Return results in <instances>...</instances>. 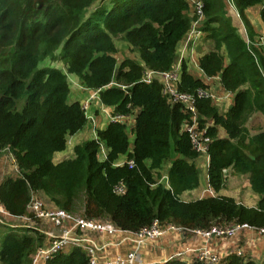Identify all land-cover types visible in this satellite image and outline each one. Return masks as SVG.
I'll return each mask as SVG.
<instances>
[{
	"label": "trees",
	"instance_id": "16d2710c",
	"mask_svg": "<svg viewBox=\"0 0 264 264\" xmlns=\"http://www.w3.org/2000/svg\"><path fill=\"white\" fill-rule=\"evenodd\" d=\"M201 1V31L215 47L199 59V68L209 77L221 75L222 87L234 95L233 104L221 112L211 97L199 96L206 86L185 62L177 88L195 96L196 127L209 139L204 155L210 158L211 188L218 192L224 187L228 169L247 174L252 189L261 194L256 208L225 195L195 201L180 195L200 184L195 160L201 152L184 128L193 124L192 112L172 101L158 76L151 81L144 76L172 70L177 46L197 17L189 0H0V155L8 154L18 171V177L1 179L0 201L11 217L30 214L29 204L43 195L52 210L135 234L156 221L188 230L264 226V127L252 121L264 119V49L246 15L251 6L263 5L264 21V0ZM231 3L248 41L228 13ZM116 37L142 62L126 58L119 63ZM47 59L50 64L42 65ZM56 62L66 70L54 66ZM69 75L97 89L101 102L114 108L113 117L138 109L131 151L127 125L116 120L98 129L95 139L78 143L71 157L55 162L54 155L67 150L69 136L88 122L81 102L69 100ZM103 144L109 149L105 159L99 156ZM121 154L127 162L115 166ZM175 155L167 187L158 169ZM120 186L123 190L117 191ZM33 221L36 228L5 226L1 264H31V254L46 241L39 231L42 218ZM44 264L93 263L83 246L65 245ZM156 264L257 263L231 254L216 263L173 258Z\"/></svg>",
	"mask_w": 264,
	"mask_h": 264
},
{
	"label": "crops",
	"instance_id": "0c3cea01",
	"mask_svg": "<svg viewBox=\"0 0 264 264\" xmlns=\"http://www.w3.org/2000/svg\"><path fill=\"white\" fill-rule=\"evenodd\" d=\"M228 5V13L230 16L233 17V22L235 26L239 27L238 31H241V33H239L248 41L246 28L244 26V22L238 14L237 8L232 3ZM262 7L263 5L251 6V8L247 9L246 15H248V18L254 27L256 35L255 38L258 43V46H261L264 49V21L262 19V16L260 15V10L262 9ZM196 24V22L193 23L192 29L186 33L183 40H181L182 42L180 41L177 46V58L174 67L180 65V75L182 72L183 62L189 65L188 68V65L186 64L188 70H190L192 68L195 58L198 59L199 57H202L203 55L212 51L215 47L214 41H211L207 39L206 36H204L203 32L201 31V24L199 27H197ZM192 30L194 31V33H192ZM260 37L262 39L261 41H259ZM206 40L209 46L207 45V47L199 49V46L203 45ZM224 56H226V63H229L227 55L225 54ZM197 72L198 76H200V78L204 79L205 81L216 79L215 86L212 89L213 94L215 95L213 101L215 105L219 108L222 106L227 107V110L223 111L227 112L233 104L234 95L230 92L225 91L222 87L220 80L221 75L218 74L213 75V77H209L205 75L200 68H198ZM158 77L160 78V80H162L160 76ZM74 84L79 85L81 88L75 86L74 89H71V92L69 94L70 102L79 101L82 105L86 103L88 105V109H86V115L88 118L87 123H89V125L86 124L83 129L77 132V134L73 135V137H70L74 139L75 142L76 140H80L77 142L80 143L88 139H95L98 129H104L112 121H115V118L113 117L114 108L111 106H106L101 102L97 89L92 90L90 88L85 87L84 85L82 87L77 81H75ZM224 94H226L228 97H225ZM137 113L138 109H135L132 114L121 116V121L126 123L127 131L129 132L131 144L130 151L133 149V144L136 139L133 133V129L135 126ZM90 122H92V124ZM254 125L251 124L250 127H253ZM261 126L264 127V119L261 122ZM220 131H222V129ZM221 136L226 137V135ZM77 143H75L72 147L74 148ZM108 151V147L103 144L99 156L102 159H105V156ZM65 153L66 151L57 152L54 155L55 162L58 163L64 160ZM72 155L73 152L71 153V156ZM175 157L176 155L173 156L171 159L165 161L163 165L158 169V171L162 175V177L160 178V182L165 184L167 187H170L168 172ZM127 158L128 157L126 154H121L117 159L115 166L126 163ZM147 162L150 163V160H147ZM195 163L199 169L200 184L195 189L185 190L180 194L181 198L184 201H195L204 197H216V195H225L237 199L238 202L244 204L245 206L256 208L261 198V194L255 192L252 189L249 181V176L247 174H239L237 172H234L232 169H228L226 172L227 177L225 180L224 187L218 192H215L211 188L209 182V155L200 154V156L196 158ZM2 171H5V167ZM16 172L17 168L15 173ZM1 179L2 176L0 180ZM8 219L17 223L11 224L8 222ZM20 219L16 217H11L10 215H7V217L4 218H0V237L5 234V226H27L29 228H36L32 226L34 225V221L19 224L18 221ZM39 231L44 233V237L46 239L44 245H47L49 242H51V238H56V235H52L50 232H46L41 228ZM74 231L75 234H73ZM73 232L72 237L75 239V243L68 244V246L75 244L79 246L81 245L89 253L90 249L92 248L93 254H91V256H93L99 264H106L110 260H114L119 256L127 257L130 253H133L135 251L139 255V260L136 264H156L159 262L163 263L173 258H181L182 260L188 263H193L196 259H198V252H200L201 250H208L209 253L217 256V262L218 260H223L231 254H243L254 260L257 264L261 263L264 260V235L254 231L250 227L244 228L242 231L238 232L237 235L231 238H203L199 234L196 235L184 230L169 231L162 237L145 239L144 241H142V243L139 244H137L138 236L135 233L130 232L128 230H122L120 228L117 231H106L100 229L99 231H97L91 228L79 227L73 230ZM39 247L40 246H38L37 248L40 249ZM37 248L36 252L38 250ZM34 254L32 253L30 258H32ZM32 263L33 258L31 264Z\"/></svg>",
	"mask_w": 264,
	"mask_h": 264
},
{
	"label": "built area",
	"instance_id": "2783aa9c",
	"mask_svg": "<svg viewBox=\"0 0 264 264\" xmlns=\"http://www.w3.org/2000/svg\"><path fill=\"white\" fill-rule=\"evenodd\" d=\"M190 3L192 2L194 4V10L202 16V6L203 3L201 0H189ZM192 33L194 31L192 30ZM175 65V64H174ZM180 65L177 67L172 68L171 71L167 72H156V71H147L146 75L144 76V80L151 81L154 79V76H160L162 78V82L164 85V91L171 97L172 101H179L183 103V105L189 109L192 112V119L193 124H186L184 128L189 132L191 135L192 141L194 142L197 150L201 153H206V142L209 141L208 138L202 137L197 132L196 127V105H195V96L186 93V92H180L177 88L178 82L181 80L180 76ZM199 96H207L214 99L215 95L213 94L212 89L210 88H200L198 90ZM87 106H84L85 109H88ZM115 118L116 120L121 121V116L117 115ZM117 118V119H116ZM131 163V162H130ZM123 187L120 186L117 188V191H122ZM28 210L30 214L23 215L20 217H16L18 219H24L26 223L33 221L36 218H43L46 219L49 222H52L56 226H66V224H70L71 226L65 227V232L63 235L60 236L59 239L55 240L54 242L51 241L49 245L42 246L40 249L34 254L33 263L32 264H44L46 259L55 254L56 252L60 251L66 243H68L70 240L72 241L70 244L75 243V239L72 237V232L76 228L83 227V228H91L94 230H107V231H117L118 229L112 226L110 223H102V222H96L94 220H87L84 218L79 217H73L69 213H67L65 210L57 209V210H49L44 209L43 204L40 201H37L34 199L28 206ZM3 214L9 215V213L6 212L5 208L3 207L1 201H0V216H4ZM11 216V215H10ZM246 227V225H231V226H224V225H217L212 226L209 229H197V230H188V229H182L180 227H176L172 224H165L161 225L159 221L154 222L152 227L150 229H142L141 231L136 234L138 236V239L141 241H144L148 238H158L164 236L169 231H178V230H186L188 232H191L196 235H200L203 238H212V237H226L231 238L237 234V232ZM256 232H259L260 234H264V226L258 227ZM207 250H201V255L198 256V258L206 261L207 263H216L217 259H211L207 255H205V252ZM93 254V250L90 249V256ZM211 257H215L210 253ZM125 259H119L118 262H107L106 264H121L125 263ZM129 264H133V258L128 260ZM92 263L93 264H99L92 256Z\"/></svg>",
	"mask_w": 264,
	"mask_h": 264
},
{
	"label": "rangeland",
	"instance_id": "374dc122",
	"mask_svg": "<svg viewBox=\"0 0 264 264\" xmlns=\"http://www.w3.org/2000/svg\"><path fill=\"white\" fill-rule=\"evenodd\" d=\"M96 4H98V3H96ZM96 4L95 5H93V7H92V9L96 6ZM193 10H194V4L191 2V11L193 12ZM191 12V13H192ZM194 22H196L197 24H196V26L197 27H199L200 26V24L202 25L203 24V22H204V17H203V15L202 16H200L198 13H197V17L195 18V20H194ZM193 22V23H194ZM238 27V26H237ZM238 29H239V27H238ZM239 32L241 33V31L239 30ZM115 39V42H116V45H117V48H118V51H117V53L115 54V56H116V58H118V60H119V63L120 62H122L124 59H126V58H132V59H136V60H138L139 62H142V59L140 58V56H139V54L137 53V52H133L131 49H130V46H129V44L123 39V38H121V37H116V38H114ZM183 40V39H182ZM185 41V40H184ZM212 41V40H211ZM182 42V41H181ZM207 45H208V43H207V40L204 42V44L203 45H201V46H199V49H201V48H203V47H207ZM209 46V45H208ZM198 49V50H199ZM195 51H196V49H195ZM201 57H199L198 59L197 58H195L194 59V62H193V65H192V68L190 69V70H188L189 72H190V74L191 75H194V76H197L198 78H200V76H198V68H199V66H198V63H199V59H200ZM196 62H197V64H196ZM50 64V60H45V61H43L42 62V65H49ZM187 64V63H186ZM188 65V64H187ZM54 66H59V67H62V68H64L65 70H66V68H65V66L61 63V62H56L55 63V65ZM197 66H198V68H197ZM188 68H189V65H188ZM69 76H71V80H70V85H71V89H74L75 88V86L76 87H78V88H81L79 85H77V84H74L75 83V81H77L78 83H80V85L83 87V84H82V82H81V80L80 79H78L76 76L74 77V76H72V75H69ZM75 79V80H74ZM200 79H202V78H200ZM74 80V81H73ZM215 80L216 79H213V80H210V81H205L204 79H202V81L204 82V86H206V88H210V89H213V87L215 86ZM74 82V83H73ZM201 87H203V86H201ZM214 89H216V88H214ZM225 90V89H224ZM226 91V90H225ZM228 92V91H227ZM222 93V92H221ZM225 95V97H228L226 94H224ZM212 100H214V99H212ZM72 101V100H71ZM83 106H87V103L86 104H84ZM90 106V105H89ZM219 110H221L222 112L223 111H225V110H227V107H224V106H222V107H220L219 108ZM255 120V121H254ZM254 120H252L253 122H259V124H261V122H262V120H263V117L262 116H260V117H258L257 119H254ZM91 124H92V122H90ZM87 125H89V123H87ZM92 129H93V127H92ZM221 130V129H220ZM197 132L198 133H200V131L199 130H197ZM219 133H220V135H226L227 136V134H225V131L222 129V131H219ZM71 136H69V145H68V148H67V150H66V153H65V155H64V159H65V157L67 158V157H69V156H71V153L73 152V145L75 144V143H77L78 141H80V140H76V142H75V140L74 139H72V138H70ZM73 137V136H72ZM88 140H92V139H88ZM81 143V142H80ZM78 144V143H77ZM202 155H204V153H201ZM5 167V171H2L3 170V168ZM15 171H16V167H15V163L13 162V160L11 159V158H9V155L8 154H5V153H2V155H0V178H1V176H2V178L3 177H5V176H8V175H10V176H14V177H18V171L15 173ZM1 181V180H0ZM41 198H39V199H37V198H35L37 201H40L46 208H48L49 210H52L51 208H52V206L53 205H51V203L48 201V199L47 198H45L43 195H41L40 196ZM4 215V217H7V215L6 214H3ZM4 217H1L0 216V218H4ZM77 217H79V216H77ZM77 219H79V218H77ZM8 222L9 223H11V224H16L17 222H15V221H10L9 219H8ZM19 224H24V223H26L25 222V220L24 219H20L19 221ZM69 227L70 226V224H66V226H54L51 222H49V221H47L46 219H43L42 218V222L40 223V228L41 229H43L44 231H46V232H50L52 235H56V238H51V240H53V242L55 241V240H57V239H59L60 238V236L61 235H63L64 234V232H65V227ZM247 227V226H246ZM246 227H244V228H246ZM244 228H242V229H240L238 232H240V231H242ZM122 230H124V229H122ZM254 230V229H253ZM98 231V230H97ZM107 231V230H106ZM255 231V230H254ZM238 232H237V234H238ZM41 233H43V232H41ZM44 234V233H43ZM73 234H75V231L73 232ZM236 234V235H237ZM48 237V236H47ZM224 238H226V237H224ZM72 241L70 240L68 243H66L65 245H68V244H70ZM77 243V242H76ZM139 243H142V241L140 240V239H138V243L137 244H139ZM50 244V242L47 244V245H49ZM47 245H45V246H47ZM76 245V244H75ZM92 249V248H91ZM189 249V248H188ZM39 250V249H38ZM37 250V251H38ZM205 252V255H207L208 257H210L211 259H218L217 258V256H215V255H213V256H215V257H211L210 256V253H209V251L207 250V251H204ZM198 254L199 255H201L202 254V252H198ZM132 259L133 258V264H136L137 263V261L139 260V255L137 254V252L135 251V252H133V253H130L127 257H124V256H119L118 258H116V259H114V260H110L109 262H118L119 261V259H125V263H121V264H129V262H128V260L129 259ZM98 263V262H97Z\"/></svg>",
	"mask_w": 264,
	"mask_h": 264
}]
</instances>
